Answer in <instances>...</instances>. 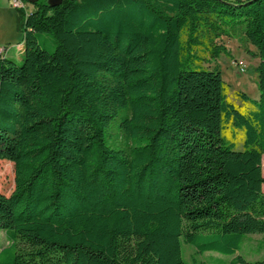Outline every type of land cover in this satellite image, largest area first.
I'll return each mask as SVG.
<instances>
[{
	"label": "trees",
	"instance_id": "obj_1",
	"mask_svg": "<svg viewBox=\"0 0 264 264\" xmlns=\"http://www.w3.org/2000/svg\"><path fill=\"white\" fill-rule=\"evenodd\" d=\"M21 1L23 61L0 52V264H264L237 255L264 234V0ZM224 37L260 60L242 108L204 66Z\"/></svg>",
	"mask_w": 264,
	"mask_h": 264
},
{
	"label": "rangeland",
	"instance_id": "obj_2",
	"mask_svg": "<svg viewBox=\"0 0 264 264\" xmlns=\"http://www.w3.org/2000/svg\"><path fill=\"white\" fill-rule=\"evenodd\" d=\"M233 1V0H229ZM9 0H0V9L9 8ZM14 0L10 4L16 13L14 23L9 17L3 16L0 12V50H4V56L21 64L23 61L24 45L23 34L17 29L18 10L13 5ZM25 12L28 15L33 10V5L25 2ZM40 42L48 50L52 51L55 46V40L50 35H43ZM219 45L225 46L229 50V54H222L220 58L212 63H205L204 66L208 69L217 68L222 75L223 80L229 85V100L239 107H245L242 101L237 98V93H244L252 100L259 99V91L257 85L256 68L260 60L248 52L238 43L237 40L222 38L218 41ZM250 53L255 52V49L249 46ZM247 109H252L251 105L246 106ZM241 149V145L239 146ZM263 176H264V156ZM15 188V169L14 164L8 161H0V193L9 196ZM9 244L7 235L0 230V250L7 247ZM184 258L191 262L195 255V250L188 245L183 244ZM249 262H264V234H254L245 237L242 248L237 254ZM235 256H224L215 252H208L203 257H199L202 261L208 264H229Z\"/></svg>",
	"mask_w": 264,
	"mask_h": 264
},
{
	"label": "crops",
	"instance_id": "obj_3",
	"mask_svg": "<svg viewBox=\"0 0 264 264\" xmlns=\"http://www.w3.org/2000/svg\"><path fill=\"white\" fill-rule=\"evenodd\" d=\"M8 3H12V0H9ZM9 4V8H1L0 9V12L2 13V17L3 16H6V17H9L12 21V23H14V19L16 18V13L14 12V9L11 7V5ZM21 48H24V45L21 47Z\"/></svg>",
	"mask_w": 264,
	"mask_h": 264
},
{
	"label": "water",
	"instance_id": "obj_4",
	"mask_svg": "<svg viewBox=\"0 0 264 264\" xmlns=\"http://www.w3.org/2000/svg\"><path fill=\"white\" fill-rule=\"evenodd\" d=\"M37 0H30L31 3L36 2ZM63 0H48V4L51 7H58L62 4Z\"/></svg>",
	"mask_w": 264,
	"mask_h": 264
},
{
	"label": "built area",
	"instance_id": "obj_5",
	"mask_svg": "<svg viewBox=\"0 0 264 264\" xmlns=\"http://www.w3.org/2000/svg\"><path fill=\"white\" fill-rule=\"evenodd\" d=\"M13 5L17 9L25 8V5H24V3L21 0H14ZM2 51L3 50H0V52H2Z\"/></svg>",
	"mask_w": 264,
	"mask_h": 264
}]
</instances>
